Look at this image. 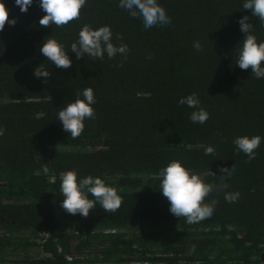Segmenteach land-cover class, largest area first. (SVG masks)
<instances>
[{"label": "trees", "instance_id": "obj_1", "mask_svg": "<svg viewBox=\"0 0 264 264\" xmlns=\"http://www.w3.org/2000/svg\"><path fill=\"white\" fill-rule=\"evenodd\" d=\"M3 2L16 24L0 32V264H264V78L235 60L245 35L239 19L249 16L258 41L264 26L244 0H158L172 23L150 29L119 0H87L80 19L62 27L39 25L38 0L27 13L15 0ZM84 24L110 26L113 43L128 45L127 58L77 60L71 44ZM48 38L64 45L70 68L39 51ZM40 65L51 73L48 83L33 75ZM89 87L96 118L73 140L58 111ZM193 92L210 114L204 124L179 104ZM244 135L262 138L251 161L233 143ZM209 145L215 156L204 154ZM172 160L217 185L219 169L235 164L225 182L239 200L213 192L210 219L188 224L174 216L158 175ZM45 163L49 174L35 175ZM73 169L78 181L92 175L114 187L119 210L97 205L86 218L65 212L61 174ZM34 247L43 255H33Z\"/></svg>", "mask_w": 264, "mask_h": 264}, {"label": "clouds", "instance_id": "obj_2", "mask_svg": "<svg viewBox=\"0 0 264 264\" xmlns=\"http://www.w3.org/2000/svg\"><path fill=\"white\" fill-rule=\"evenodd\" d=\"M39 7L45 13L39 20V25L49 27L55 25L62 27L73 20H79L81 10L87 0H38ZM22 13H27L33 0H15ZM118 7L128 12L132 18L142 19L145 29L154 26H166L172 23L166 9L158 3V0H119ZM243 9L249 10L251 15L258 18L259 24L264 26V0H244ZM9 24L14 26L16 20L9 19V11L3 0H0V32ZM240 31L245 35L239 47L235 49L236 64L242 69H251V75L257 79L264 78V41H258L253 34V24L249 22V16H244L238 21ZM116 39L123 41L122 34H117ZM193 47L202 51L199 41L194 42ZM39 51L42 55L58 68L68 69L72 65L65 47L55 38L44 40ZM71 52L76 54V59L90 57L93 60L104 59L105 54L109 59L117 56L127 58L129 52L126 43H113V32L108 25L93 28L90 24H84L78 33V39L71 44ZM151 59V56L148 57ZM122 66V65H121ZM33 75L48 83L51 73L41 65L33 70ZM82 97V98H81ZM96 103L92 88H85L81 93H75L73 102L59 109L57 117L62 123L63 130L74 140L84 131L86 119H95V110L92 107ZM180 105H187L194 109L189 119L193 123L204 124L209 119L210 114L201 106L199 97L195 92L182 97ZM4 129L0 127V136L4 135ZM261 136H238L233 140L239 152L248 157V161L255 159L256 149L261 144ZM205 155H216L215 148L211 145L205 147ZM236 170L235 164L231 168L227 166L219 169L220 183H207L203 178L186 168L178 160H172L167 166L160 169L158 175L161 178L160 191L170 204V212L176 217L185 218L188 224L199 223L205 219H210L214 214L218 203L216 199L210 201L207 198L213 192H223L224 199L228 203H235L240 198V192L226 191L229 185L225 182ZM41 171L48 175L50 169L48 164L42 165V169L34 174L39 176ZM212 175L217 176L212 172ZM60 191L63 200L60 207L71 215L80 214L83 217L89 215L90 210L97 205L102 207L106 213H115L122 205V197L112 186H107L100 177L88 175L80 178L76 170H68L61 174ZM91 194L94 199H89ZM196 249V245L190 246L189 254Z\"/></svg>", "mask_w": 264, "mask_h": 264}, {"label": "rangeland", "instance_id": "obj_3", "mask_svg": "<svg viewBox=\"0 0 264 264\" xmlns=\"http://www.w3.org/2000/svg\"><path fill=\"white\" fill-rule=\"evenodd\" d=\"M30 252L33 254V255H43L42 252H41V249H39L38 247H34L30 250ZM12 258H15V259H20V257H12ZM13 259V260H15ZM2 264H25L23 262H7V263H2ZM81 264H91V263H81ZM96 264H138L137 262L135 261H128V262H124V263H96Z\"/></svg>", "mask_w": 264, "mask_h": 264}]
</instances>
